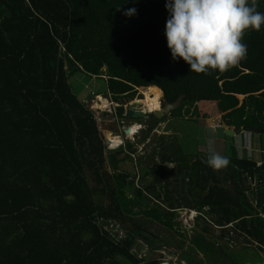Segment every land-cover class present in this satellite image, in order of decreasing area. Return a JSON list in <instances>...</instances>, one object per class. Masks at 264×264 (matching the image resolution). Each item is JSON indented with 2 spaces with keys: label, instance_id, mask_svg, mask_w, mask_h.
<instances>
[{
  "label": "trees",
  "instance_id": "16d2710c",
  "mask_svg": "<svg viewBox=\"0 0 264 264\" xmlns=\"http://www.w3.org/2000/svg\"><path fill=\"white\" fill-rule=\"evenodd\" d=\"M166 3L0 0V264H145L139 243L162 247L169 232L161 205L208 212L264 247V161L246 153L252 128L264 129V25L246 30L247 59L238 66L196 73L172 59ZM130 8L136 13L125 15ZM76 74L104 78L111 93L155 85L169 102L242 95L221 116L235 131L222 145L229 165L208 166L200 144L206 119L152 112L137 141L108 148L95 110L72 83ZM163 121L168 134L136 158L142 172L122 170ZM248 192L263 197L254 204ZM188 247L180 252L187 264H238L205 236Z\"/></svg>",
  "mask_w": 264,
  "mask_h": 264
},
{
  "label": "rangeland",
  "instance_id": "374dc122",
  "mask_svg": "<svg viewBox=\"0 0 264 264\" xmlns=\"http://www.w3.org/2000/svg\"><path fill=\"white\" fill-rule=\"evenodd\" d=\"M82 74H76L71 77L72 83L74 84V87H76L77 92L81 99L88 98V102L90 103V106L95 110V115L97 116L99 125L101 128L105 131V139L106 144L108 148H116L119 145H124L126 140H132L137 141L138 137L137 135L140 133L142 128H145L148 126L147 121L149 118L147 116H137V117H121L125 115L123 112V106L119 105L120 103L113 99V95L111 92H108L106 87L105 79L102 77H96V76H87ZM145 88H137L136 90L139 92L140 90ZM163 91L161 90V99L163 97ZM238 94L236 98L232 100H223L219 105H217V102H204V105H202L203 109H200L199 112H197L195 115L187 116V115H181L179 114L175 109L173 111H170L168 116L172 118H198V119H206L210 122L205 127L203 133L200 137L203 139L201 140L202 145H204V150L207 153V145L209 139H213L215 143V147L217 151L223 153V151H229V148L222 149L223 140L224 138L228 141L227 147H229V144L231 142L230 137H224L223 127H222V120L221 116L229 109L236 107L240 104L242 100V95ZM90 96V97H89ZM207 101V100H206ZM105 113H109L110 115H106ZM167 121H163L158 123L153 130H151L150 138L146 139L144 142L138 143V154H134L133 159L125 160V162L121 163V168L125 172H131L136 171L137 173L142 172V166L138 159V156H141L143 153V148H147L149 152H154L152 148V140H155L156 138L160 140V135L162 134H168L169 131H164L165 126L167 125ZM136 126V132L135 133H128L125 131V129L128 126ZM190 128L198 129L201 125L198 123L190 124ZM204 127V126H203ZM211 129H214V132L210 131ZM255 132V131H254ZM257 134H255V139L259 140L257 137ZM116 140V141H115ZM219 142H218V141ZM254 140V139H253ZM225 143V141H224ZM261 147L264 149V143L261 144L259 142ZM146 145V147H145ZM172 152V151H171ZM248 150H246V153L248 157H251L255 159L254 152L252 155L248 154ZM262 155L260 154L258 158H261ZM136 164V165H135ZM169 166L173 167L174 163H170ZM257 182H253V185H256ZM180 196L183 195L180 190ZM177 192V193H178ZM184 194L188 196V192L186 191ZM248 195L250 197V200L252 203L256 204L257 199L259 197H263L261 193H259L257 196L255 193L248 192ZM255 195V197H254ZM179 196V193H178ZM256 198V199H255ZM189 200V199H188ZM162 206V213L165 217V226L169 228V232L166 230L164 231L165 236L167 237L166 240L163 242L162 247H156L158 245V241H152L151 242H140L141 250L137 247L138 253L141 254V256L145 259V264H179L180 261L183 264H187L186 260H183L180 257V252L182 250H189L191 251V248L188 246H193L196 244L197 240L201 236H205L207 239L212 240L214 243H216L219 246V249L223 248L224 252L228 256H232L235 252L236 247H239L240 249L243 247V242L246 241V237L241 232L233 231L231 228V223H222V225H219L215 221H213L214 217L209 214L208 212H205L203 210L197 209L199 211L198 215L195 217V222L193 225L186 226L184 224H181L179 221L171 220L170 215L175 214L176 209L178 208H172L168 209L166 207ZM201 214H204L206 218H202ZM223 214V212H222ZM260 215V214H259ZM264 216V214H261ZM144 219V218H143ZM209 226V231H206L204 229V226ZM114 226L111 225L110 228L114 230ZM228 230L231 231V235H233L238 241V246L235 245L233 242L234 239H230L228 235ZM179 231L184 233L183 239L179 235ZM224 235V237H222ZM245 239V240H243ZM160 246V244H159ZM255 248V247H254ZM264 252V251H263ZM192 254L196 255L194 252ZM264 254H262L263 256ZM246 258V255H244ZM200 258V257H199ZM228 258V257H227ZM258 260L261 261V258L259 256L256 257ZM195 261H197V258H193ZM202 260V258H201ZM203 263L204 260L202 261ZM193 264V263H192ZM238 264H256L252 263V261H246V263H242L241 261Z\"/></svg>",
  "mask_w": 264,
  "mask_h": 264
},
{
  "label": "clouds",
  "instance_id": "9594fccd",
  "mask_svg": "<svg viewBox=\"0 0 264 264\" xmlns=\"http://www.w3.org/2000/svg\"><path fill=\"white\" fill-rule=\"evenodd\" d=\"M166 8L170 15L165 35L172 59L182 58L196 73L224 72L238 66L247 59L248 46L242 42L246 30L260 31L264 25L259 0H167ZM135 13L136 9L130 8L125 15ZM206 162L213 170L230 163L211 138ZM201 217L206 218L204 214Z\"/></svg>",
  "mask_w": 264,
  "mask_h": 264
},
{
  "label": "bare ground",
  "instance_id": "6f19581e",
  "mask_svg": "<svg viewBox=\"0 0 264 264\" xmlns=\"http://www.w3.org/2000/svg\"><path fill=\"white\" fill-rule=\"evenodd\" d=\"M113 99L118 101L123 106V112L128 117L140 116V113L150 112L153 110L162 109L161 89L155 85H151L139 92L133 91H114L112 92ZM240 96V95H239ZM217 102L219 105L223 100H183L180 106L175 110L181 115L192 116L200 111L202 102ZM136 126L130 127V132L135 133ZM116 141V140H115ZM199 211L191 207H180L176 209L175 214L170 215L171 220L179 221L181 224L193 225L195 217Z\"/></svg>",
  "mask_w": 264,
  "mask_h": 264
},
{
  "label": "flooded vegetation",
  "instance_id": "af4514ba",
  "mask_svg": "<svg viewBox=\"0 0 264 264\" xmlns=\"http://www.w3.org/2000/svg\"><path fill=\"white\" fill-rule=\"evenodd\" d=\"M162 102L165 101V97L163 95L162 97ZM262 207L259 208L258 212L260 214H263V211H261ZM224 237V235L222 236ZM249 237L246 236V241L247 242H243V247L240 249L239 247L234 248L235 252L233 253V256H231V258L233 260H239L242 263H246V261H252V263H256V264H264V255L262 256V254H264V247H261L260 249H256L254 248L255 245H257L256 242H249ZM231 239V238H230ZM245 240V239H243ZM233 242L235 243V245L238 246V241H236L235 239L233 240ZM223 249V248H221ZM224 250V249H223ZM244 255H246V258L244 257ZM259 256L261 258V261L258 260L256 257ZM221 264H225V260L224 258L221 259Z\"/></svg>",
  "mask_w": 264,
  "mask_h": 264
},
{
  "label": "water",
  "instance_id": "95a60500",
  "mask_svg": "<svg viewBox=\"0 0 264 264\" xmlns=\"http://www.w3.org/2000/svg\"><path fill=\"white\" fill-rule=\"evenodd\" d=\"M183 100H185V99L182 95H180L173 102H169V101L165 100L164 102H162V109L153 110V111L145 112V113L142 112V113H140V116H147L148 117L152 112H154L156 117L161 118L163 115H168L170 111H173L178 106H180V104L182 103ZM125 116L128 117L127 114H125ZM222 127H223V132L225 135H227V136H234L235 135L234 128L229 126L226 122H222ZM252 130L255 131L256 133H264V129L252 128ZM125 131L130 132V126H128L125 129Z\"/></svg>",
  "mask_w": 264,
  "mask_h": 264
},
{
  "label": "crops",
  "instance_id": "0c3cea01",
  "mask_svg": "<svg viewBox=\"0 0 264 264\" xmlns=\"http://www.w3.org/2000/svg\"><path fill=\"white\" fill-rule=\"evenodd\" d=\"M257 137L259 139V136L258 135H257ZM223 138H224V136H223ZM254 140H253L254 141V144L253 145L250 142L251 140H249L248 145H247V150L249 151L248 154H250V155H252L253 152H254V155L253 156H255V160L257 161V164L260 165L264 161V149L261 147V145H259L258 140L255 139V137H254ZM223 141H225V143H228V141L225 138H224ZM260 154L262 155V157L261 158H258V156Z\"/></svg>",
  "mask_w": 264,
  "mask_h": 264
}]
</instances>
